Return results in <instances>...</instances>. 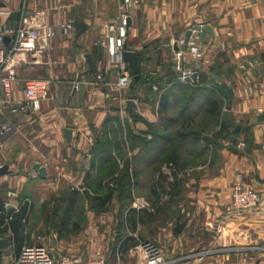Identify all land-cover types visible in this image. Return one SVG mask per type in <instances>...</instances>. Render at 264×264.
<instances>
[{"label": "crops", "instance_id": "1", "mask_svg": "<svg viewBox=\"0 0 264 264\" xmlns=\"http://www.w3.org/2000/svg\"><path fill=\"white\" fill-rule=\"evenodd\" d=\"M124 6L131 20L126 48L139 55L149 80L116 93V71L104 43ZM74 20L87 25L76 43L75 30L63 29ZM22 21L27 27L43 23L53 36L37 42L33 54L17 55L16 80L8 96L0 92V126L15 128L0 135V165L8 167L0 175V198L7 210L17 211L25 203L30 208L26 221H14L0 232V239L8 241L0 251L1 264H13L23 245L38 243L35 229L45 228L43 219L37 221L41 205L59 203L58 193L47 196L35 187L46 185L53 192L60 187L61 192L78 184L90 193L78 195L83 207L90 203L86 215L91 223L76 241L89 254L109 249L113 260L104 256L106 264H136L137 246L148 239L178 264H264V117L259 120L264 115V0H0V25L17 28ZM196 25L209 26L212 34H201ZM188 30L187 41L199 46L201 57L192 58L189 46L177 48L184 53V67L197 72L194 83L182 85H225L232 99L222 114L236 133L214 145L205 141L214 139V127L202 133L196 148H184L178 161L183 175L169 195L163 187L166 177L158 175L164 153L132 147L127 137L151 139L148 129L158 124L160 96L177 82L174 53L165 45L171 39L186 42ZM85 53L94 61L91 74ZM165 56L170 76L164 72ZM244 61L251 62L248 70L238 68ZM97 75L102 82H96ZM29 78L50 80L49 99L29 118L11 114L9 108L23 102V81ZM128 101L133 102L131 113ZM116 122L128 144L121 166L115 150L110 158L116 164L93 154L95 143ZM65 129L71 130L69 142ZM35 163L46 168L45 179L36 176ZM238 177L263 198L256 209L241 214L230 205ZM140 201L149 207L135 208ZM177 223H184L180 234L173 232ZM112 226L117 228L111 232ZM127 238L132 240L121 244Z\"/></svg>", "mask_w": 264, "mask_h": 264}, {"label": "built area", "instance_id": "2", "mask_svg": "<svg viewBox=\"0 0 264 264\" xmlns=\"http://www.w3.org/2000/svg\"><path fill=\"white\" fill-rule=\"evenodd\" d=\"M25 1V0H24ZM126 6L116 20L115 25L110 27L112 35L106 38L104 43L109 64L116 71L117 81L114 87L116 93H120L130 86L131 74L127 65L123 62L121 54L125 50L126 40L128 37V29L126 28V20L128 18ZM7 14L6 12H3ZM64 31L72 34L74 28L72 23L63 26ZM53 36V32L40 23L37 27H27L24 22L17 28H9L6 25H0V92L6 96L9 95L11 84L16 80V58L17 55L33 54L36 51L37 42L46 43ZM5 39H8L7 42ZM182 45L189 46V54L192 58L201 57V50L195 43H189L183 39H171L165 46L173 51V70L176 73L177 82L181 84H191L197 80L193 79L196 72L184 67V53L176 50L175 47ZM251 66L250 61H244L239 64L240 70H248ZM103 81L101 75L96 76V82ZM50 80L40 78H29L23 81V102L15 104L9 108L11 114L19 112L24 113L26 117L40 110L42 103L49 99ZM14 129L11 123H2L0 126V135L9 133ZM228 145V143H226ZM243 144L237 145L242 148ZM120 166L122 161H118ZM1 167V165H0ZM158 175L166 177L167 181L172 183L180 179L183 172L175 165L169 163L161 167ZM113 185V183H111ZM57 186V181L54 182ZM72 191L84 193L88 188L84 184H78L71 187ZM231 209L241 214L256 209L262 202V196L255 190L246 185L242 177H238L230 191ZM149 206L140 201L135 208L145 209ZM153 210V208H151ZM38 243L33 245H23L13 264H82L79 257H72L57 251L55 247H50L46 243L44 237H37ZM139 258L136 264H178L177 259H166L161 248L151 240L141 241L137 246ZM84 264H106V260L102 256H92Z\"/></svg>", "mask_w": 264, "mask_h": 264}, {"label": "trees", "instance_id": "3", "mask_svg": "<svg viewBox=\"0 0 264 264\" xmlns=\"http://www.w3.org/2000/svg\"><path fill=\"white\" fill-rule=\"evenodd\" d=\"M137 59L139 62V55H137ZM148 80L145 79L141 69L140 79L133 86L146 84ZM206 85H209V87ZM231 99V93L225 85L216 86L212 81H209L205 84L200 82L195 86L188 87L173 81L171 87L162 92L160 96L158 124L157 126H150L148 129L151 139L146 140L135 136L127 137V139L132 147L139 146L142 151L161 150L164 153L163 162L165 164L171 163L178 168L180 166L178 164L180 152L187 146L196 148L203 138V132L218 127L214 139L205 140L214 145H217L220 139L235 135V128L225 125L226 117L222 114L224 108H229ZM199 116H201L200 119L196 121ZM230 128L231 130H229ZM118 130L110 125L104 136L95 143L93 148L95 159L103 162L111 160V163H117L112 157L110 158V153L112 150H115L118 155L122 153L121 145L124 142ZM159 178L163 179L161 175ZM163 180H165L164 190L171 195L174 191L172 185H175L176 181L170 183L166 178ZM78 194L76 191H64L59 199L58 204L62 209L60 215L56 218V226L60 236L70 227L77 225L73 221V214L75 210L83 209ZM29 213L30 208H28L27 203L17 211L7 210L0 198V226H4V229H0V232H6L14 221L23 223ZM129 240H132V238L125 239L121 244L124 245ZM130 246H135V244L132 243Z\"/></svg>", "mask_w": 264, "mask_h": 264}, {"label": "rangeland", "instance_id": "4", "mask_svg": "<svg viewBox=\"0 0 264 264\" xmlns=\"http://www.w3.org/2000/svg\"><path fill=\"white\" fill-rule=\"evenodd\" d=\"M164 59H165L164 72H167L170 76L171 68L166 62V56L164 57ZM169 80L173 81V79H171V78H169ZM113 126H114V129H119L118 131H121L120 128H122V127L120 126L119 123L116 122ZM14 132H15V128L12 129L8 133V135L12 134ZM127 147H128V144L123 143L121 145L122 151L124 150V148L126 149ZM116 158L118 160L124 161V163H125L123 152L119 155L117 154ZM34 190H36L37 192L40 191V193H42V194L45 193L47 196L50 195L53 197H55L54 195L56 193H58L59 197H61L64 191H72L71 188L69 187L67 190H64V191L61 190V192H59V190H60V187H59V188L55 189L56 192L55 191L53 192L52 190L47 188L46 185L40 186V187L37 186V187H35ZM83 194H84V196H87L90 193L84 192ZM41 206H43L42 211L37 214V219H38L37 221H40L41 219H43L44 224H45V228L43 225H40L39 228H36L35 234L37 236H39V237L45 236L48 240H51L52 242H54L56 245L57 251H60L61 253H64V254L72 256V257L81 258L82 264H84L92 256H102V257L105 256L106 259L110 258V260H113L109 249L107 251L102 252V253H93V254L90 253L89 254V253L84 252V250H83L85 245L84 246L79 245L77 243L78 241H76L78 239V237H76V235L78 236V233L82 230L86 231V229L90 226V223H91L90 219L86 215V213L90 209V203L89 202L86 204L87 207H83V209L75 210V212L73 214V221L75 223H77V225L70 227L69 230H67L61 238L58 237L56 218L60 215L62 207L56 201L54 203H50L47 200ZM113 226L110 227L111 232L115 231L117 228V227L115 228ZM79 238H80V236H79ZM148 240L155 242L152 239H148Z\"/></svg>", "mask_w": 264, "mask_h": 264}, {"label": "water", "instance_id": "5", "mask_svg": "<svg viewBox=\"0 0 264 264\" xmlns=\"http://www.w3.org/2000/svg\"><path fill=\"white\" fill-rule=\"evenodd\" d=\"M131 24V20L128 17L126 20V28L128 29L130 27ZM72 26L75 30V35H74V41L75 43L77 42L78 38L83 35L85 33V31L87 30V25L85 23H83L80 20H74L72 22ZM194 30L196 31H200L201 34L204 33H208V34H212V30L209 26H200V25H196L194 27ZM192 31L188 30L185 34V40L187 41L188 38L190 37ZM8 39H5V41L7 42ZM174 50H177V47L174 48ZM122 60L123 62L127 65L129 72L131 74V83H130V87L133 86V84H135L139 79H140V66H139V62L137 59V54L132 51L130 48H126L125 50L122 52L121 54ZM84 61L88 66V73L91 74L93 72L94 69V61L92 59V55L90 53H85L83 55ZM200 69V65H198L197 70ZM197 76V72H195L193 74V79L196 78ZM132 107H133V102L132 101H128L127 102V110L129 113H131L132 111ZM264 117V115H261L259 117V120ZM64 136L66 138V140L69 142L71 140V130L70 129H65L64 130ZM8 167L6 165H3L0 167V175H4L6 173H8ZM33 171L35 172L36 176L40 179H45L46 178V168L43 166H40V164L35 163L33 165ZM184 227V223H177L176 226L173 229V232L176 234H180L182 232V229ZM8 245V241L5 239H0V251L4 250L7 248ZM50 247H52V245H50ZM0 264H1V257H0Z\"/></svg>", "mask_w": 264, "mask_h": 264}]
</instances>
